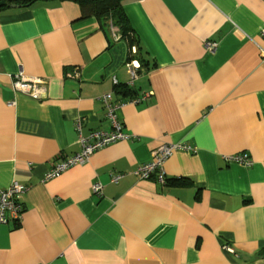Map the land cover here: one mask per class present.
Returning a JSON list of instances; mask_svg holds the SVG:
<instances>
[{"label": "crops", "instance_id": "crops-1", "mask_svg": "<svg viewBox=\"0 0 264 264\" xmlns=\"http://www.w3.org/2000/svg\"><path fill=\"white\" fill-rule=\"evenodd\" d=\"M122 8L148 63L132 82L137 48L77 4L0 10V188L28 185L19 221L0 224V264H264V0ZM18 72L43 78L45 97L15 91ZM117 85L145 93L116 111L129 137L42 181L79 151L77 121L84 136L112 129L100 96L128 100ZM178 141L196 149L165 160L163 183L136 173ZM236 153L253 164L223 159Z\"/></svg>", "mask_w": 264, "mask_h": 264}, {"label": "built area", "instance_id": "built-area-1", "mask_svg": "<svg viewBox=\"0 0 264 264\" xmlns=\"http://www.w3.org/2000/svg\"><path fill=\"white\" fill-rule=\"evenodd\" d=\"M259 34L264 38V27L260 29ZM214 45V43L207 44L208 48H213ZM260 56L264 59V49L260 50ZM127 66L131 74L132 82L137 76L136 68L138 67V63L133 61L128 63ZM113 82L116 83V79H113ZM12 87L15 91H20L39 99L45 97L46 81L43 78H30L25 76L22 72H18L13 75ZM144 97L145 93L141 94V96L131 97L128 100H114L112 93L102 94L100 99L106 108V114L111 121L112 129L108 132L92 131L84 136L80 132L81 123L77 121L75 128L79 132L75 144L78 145L79 151L71 156L62 157L54 161L44 173L42 181L51 180L72 166L88 162L90 156L96 150L107 144L127 139L129 134L122 130V125L117 118L116 111L127 103L134 104L144 99ZM13 104L12 101L9 103V106ZM195 149V146L183 141L161 143L152 150V159L140 164L136 169V173L141 178H150L154 175L157 181L163 183L165 181L163 170L165 160L177 150L194 151ZM223 159L227 163L235 162L245 167H249L253 164V160L244 153L227 154L223 156ZM119 176L120 174L113 175L112 181H116ZM27 188L28 185L20 179H14L6 188H0V224L19 221L24 209L21 197ZM92 189L94 192L100 194L102 185L99 182L94 183ZM223 249L227 252H233V249L226 244L223 245Z\"/></svg>", "mask_w": 264, "mask_h": 264}, {"label": "trees", "instance_id": "trees-1", "mask_svg": "<svg viewBox=\"0 0 264 264\" xmlns=\"http://www.w3.org/2000/svg\"><path fill=\"white\" fill-rule=\"evenodd\" d=\"M38 1L46 0H4V4L0 6V10L10 7L12 5L19 7H29ZM70 1L77 4L80 8L82 19L94 18L102 29L109 25L116 27L120 37L126 41L131 47L135 46L137 49L132 57L138 60V67L136 73H140L143 67H147V60L138 49V41L135 33L129 24V21L122 8V0H58ZM129 59V58H128ZM130 60V59H129ZM128 60V61H129ZM115 93L121 98L134 97V92L127 85L115 86ZM116 100V99H115ZM122 100V99H119ZM264 255V249L260 251Z\"/></svg>", "mask_w": 264, "mask_h": 264}, {"label": "water", "instance_id": "water-1", "mask_svg": "<svg viewBox=\"0 0 264 264\" xmlns=\"http://www.w3.org/2000/svg\"><path fill=\"white\" fill-rule=\"evenodd\" d=\"M4 4V0H0V6ZM14 6V5H12Z\"/></svg>", "mask_w": 264, "mask_h": 264}]
</instances>
